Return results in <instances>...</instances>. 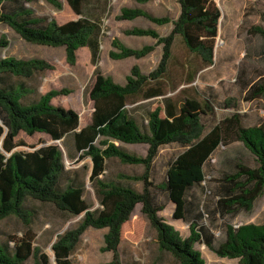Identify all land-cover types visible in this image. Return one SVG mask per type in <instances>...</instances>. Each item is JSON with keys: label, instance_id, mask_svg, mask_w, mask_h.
Returning <instances> with one entry per match:
<instances>
[{"label": "trees", "instance_id": "trees-1", "mask_svg": "<svg viewBox=\"0 0 264 264\" xmlns=\"http://www.w3.org/2000/svg\"><path fill=\"white\" fill-rule=\"evenodd\" d=\"M32 0H0V23L9 27L24 41L50 48H64L66 61L74 65L77 51L88 48L91 61H99L101 26L95 21L81 18L58 24L54 19L37 17L26 7ZM57 9L59 0H45ZM146 4L152 0H135ZM180 14L173 21V28L166 37H160L152 29L134 28L127 35L150 36L155 45L131 49L115 41L118 52H111L114 60L141 59L162 45L161 60L155 70L143 74L138 66L131 69L124 85L117 84L100 70L94 74L89 97L93 102L91 123L78 131L79 114L73 109L55 106L51 102L66 90H52L37 101L25 103L24 99L33 89L24 83L8 84L6 79L30 80L36 75L54 70V66L43 59L0 60V221L15 217L26 227L32 221V212L26 207L29 199L53 204L58 210L72 216L83 215L75 228L59 235L52 245L56 264H75L71 256L80 243L82 235L89 229H106L103 252H111L113 259L102 264H122L119 256L123 226L130 220L137 205L157 233L159 249L173 255L180 264H205L197 244L205 245L220 258L237 260L238 264H264V224H246L235 228L228 225L225 239L218 245L215 236L203 224L201 211L194 215V204L188 201V193L206 180L205 166L219 147L241 143L254 156L256 166L238 163L235 172L220 179L217 210L220 216L251 212L257 200L264 196V122L255 126H244L242 115L234 113L214 125L205 134L203 117L214 116V101H203L196 97H185L174 101L164 97L163 80L167 77L173 56V46L179 37L187 51L194 55L201 67L214 63V50L218 37L221 11L216 0H178ZM74 13L82 15L83 0H68ZM143 17L150 22L164 25L170 18H157L140 8H122L118 20L132 21ZM264 42V29L254 27ZM7 45L0 40V48ZM264 57V49L262 51ZM191 77L187 82H192ZM246 101L264 98V73L257 82L244 83ZM163 98V107L148 113L146 130H143L128 105L140 100ZM225 109L236 107L233 99L224 102ZM43 133L52 140L67 145L72 138L70 154L73 159L90 157L93 163L90 181L94 183L100 209L92 211L84 199V189L69 185L61 188V179L66 173L64 152L58 144L40 147L32 152H18L23 145L16 142L18 135ZM144 144L148 146L146 157L128 153L114 144ZM178 144L187 149L171 164L162 190L174 205L175 220H190V235L181 234L160 217L165 207L159 204L152 192L151 170L153 162L163 146ZM116 158L127 165H142L140 176L124 177L142 183L139 192L131 186L106 182L101 176L106 171L108 160ZM35 235L29 229L22 237L0 245V264H50L48 256L34 245Z\"/></svg>", "mask_w": 264, "mask_h": 264}, {"label": "rangeland", "instance_id": "rangeland-1", "mask_svg": "<svg viewBox=\"0 0 264 264\" xmlns=\"http://www.w3.org/2000/svg\"><path fill=\"white\" fill-rule=\"evenodd\" d=\"M62 7L57 9L45 0H32L26 7L37 17L54 19L58 24L86 18L101 26L99 61L93 65L88 48L77 51V61L70 65L66 61L64 48H50L24 41L9 27L0 23V40L7 45L0 48V60L13 57L15 59H43L54 66V70L36 75L30 80L8 77V84L24 83L33 89V93L24 99L25 103L37 101L42 95L52 90H66L68 94L60 95L52 100L55 106L73 109L79 114L82 129L90 123L93 102L89 93L94 82V74L98 69L111 77L117 84L124 85L131 69L138 66L143 74L155 70L161 60L162 45L156 46L148 56L136 59L126 58L114 60L111 52H118L114 42L118 41L131 49H141L144 46L155 45L157 40L150 36L127 35L126 31L134 28L152 29L160 37L170 34L175 21L180 14L178 0H152L146 4H139L135 0H83L82 15L74 13L68 0H59ZM221 11L218 27V37L214 50V63L209 67H201L199 60L190 54L182 40L178 37L173 46V56L167 77L163 80L166 91L164 97L179 101L185 97H196L203 101L206 98L214 101L215 115L203 117L206 133L219 121L230 117L234 113L242 115L244 126L250 127L264 122V98L246 101L244 83L257 82L259 75L264 73V57L262 51L264 42L259 34L253 32L258 26L264 29V0H216ZM122 8H140L157 18L168 17L172 22L158 25L140 17L132 21L118 20ZM193 78L192 82L187 81ZM140 100L128 105L131 114L139 126L146 130L148 113L157 107H163V98ZM233 99L236 107L225 109L226 100ZM16 142H23L15 151L32 152L51 143V138L43 133L28 135L21 132ZM69 148L61 142L64 152L66 173L61 179V188L69 185L84 189V199L92 211L100 209L99 198L94 183L90 181L93 166L90 157L79 159L75 155L70 159L72 138L66 140ZM114 144L125 149L128 153L146 157L148 146L144 144H125L114 141ZM59 145V144H58ZM187 148L178 144L163 146L153 162L151 182L153 195L165 209L160 217L173 226L183 238L190 235V220L192 215L201 211L203 224L215 236L218 245L225 239V229L228 225L238 228L246 224H264V196L257 200L251 212H241L235 216H220L217 210L218 189L220 179L225 174L235 172L238 163L255 167L254 156L243 144L234 143L228 147H219L205 166L206 180L194 187L187 195L188 201L194 204V213L189 214L188 220H175L174 205L168 200L162 190L167 179V172L175 159ZM142 165H127L113 158L107 161L106 171L101 178L106 182H115L131 186L137 191L142 190V183L122 179L120 176L133 177L144 173ZM26 207L32 212V221L26 227L15 217H8L0 221V245L12 238H20L27 230L35 235L34 245L41 248L50 264H56L52 245L59 235L78 226L83 215L72 216L58 210L53 204L42 203L29 199ZM142 206L137 205L130 220L123 226L121 243L118 251L122 264H180L168 252L159 249L157 233L151 227L147 218L142 214ZM106 229L89 228L81 237L80 243L71 256L75 264H102L113 259L111 252H103ZM196 249L201 253L205 264H238L237 260L220 258L205 245L197 244ZM32 264V262H30Z\"/></svg>", "mask_w": 264, "mask_h": 264}, {"label": "water", "instance_id": "water-1", "mask_svg": "<svg viewBox=\"0 0 264 264\" xmlns=\"http://www.w3.org/2000/svg\"><path fill=\"white\" fill-rule=\"evenodd\" d=\"M0 124H1V121H0ZM80 129H78V131H79ZM61 142L62 141H56V140H52L51 139V143L50 144H48V145H51V144H59V146H60V144H61ZM47 146V145H46ZM61 147V146H60ZM55 257V256H54Z\"/></svg>", "mask_w": 264, "mask_h": 264}, {"label": "crops", "instance_id": "crops-1", "mask_svg": "<svg viewBox=\"0 0 264 264\" xmlns=\"http://www.w3.org/2000/svg\"><path fill=\"white\" fill-rule=\"evenodd\" d=\"M92 113H93V112H92ZM91 120H92V117H91ZM90 123H91V121H90ZM90 123H89V124H90ZM87 125H88V124H87ZM87 125H86V126H87ZM80 130H81V129H80ZM92 167H93V166H92ZM92 167L90 168V171L92 170Z\"/></svg>", "mask_w": 264, "mask_h": 264}]
</instances>
